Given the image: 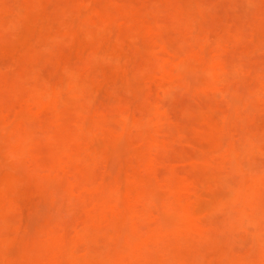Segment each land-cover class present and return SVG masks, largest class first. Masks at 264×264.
I'll return each mask as SVG.
<instances>
[{
    "label": "rangeland",
    "instance_id": "374dc122",
    "mask_svg": "<svg viewBox=\"0 0 264 264\" xmlns=\"http://www.w3.org/2000/svg\"><path fill=\"white\" fill-rule=\"evenodd\" d=\"M0 264H264V0H0Z\"/></svg>",
    "mask_w": 264,
    "mask_h": 264
}]
</instances>
